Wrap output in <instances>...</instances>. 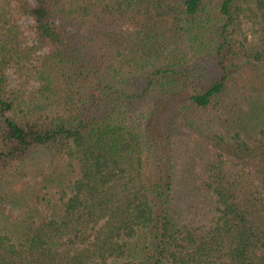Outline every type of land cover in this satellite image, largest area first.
<instances>
[{
	"label": "trees",
	"instance_id": "obj_1",
	"mask_svg": "<svg viewBox=\"0 0 264 264\" xmlns=\"http://www.w3.org/2000/svg\"><path fill=\"white\" fill-rule=\"evenodd\" d=\"M0 264H264V0H0Z\"/></svg>",
	"mask_w": 264,
	"mask_h": 264
},
{
	"label": "rangeland",
	"instance_id": "obj_2",
	"mask_svg": "<svg viewBox=\"0 0 264 264\" xmlns=\"http://www.w3.org/2000/svg\"><path fill=\"white\" fill-rule=\"evenodd\" d=\"M30 2H33V0H29ZM18 25L20 26L21 32L24 35L23 37H19L21 42L23 41V44H21L20 47H24V45H26L27 43H31V33H30V29H28V27L31 25V21L29 19L26 18H22L20 20H18ZM8 78H9V82L10 85L12 87L17 86L21 81L19 76L16 74L15 69L10 68L8 69ZM230 161H232L233 163H235V159L230 158ZM245 166L250 165V163L244 164Z\"/></svg>",
	"mask_w": 264,
	"mask_h": 264
}]
</instances>
